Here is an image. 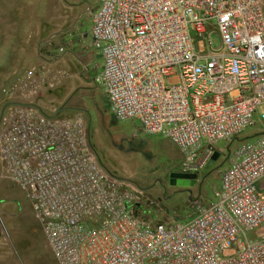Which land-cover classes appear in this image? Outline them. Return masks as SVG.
<instances>
[{"label":"built area","instance_id":"built-area-1","mask_svg":"<svg viewBox=\"0 0 264 264\" xmlns=\"http://www.w3.org/2000/svg\"><path fill=\"white\" fill-rule=\"evenodd\" d=\"M89 34L113 118L168 139L184 170L264 107V0H101ZM52 87L40 64L1 90L0 176L24 193L56 264H264V130L230 153L216 202L153 223V202L100 166L84 120L37 105Z\"/></svg>","mask_w":264,"mask_h":264},{"label":"rangeland","instance_id":"rangeland-1","mask_svg":"<svg viewBox=\"0 0 264 264\" xmlns=\"http://www.w3.org/2000/svg\"><path fill=\"white\" fill-rule=\"evenodd\" d=\"M98 2L77 0L76 6L86 12L95 9ZM41 3L36 0L27 2L30 4L29 10L31 6L34 14L35 6L39 7ZM64 3V0H44L48 16L45 20H36L39 24L45 22L54 37L42 35L34 48L31 63L20 65L17 70L22 73L44 64L53 87L38 96L37 105L41 110L50 116L79 115L86 124L89 145L104 171L124 182L133 193H140L138 196L142 202H153L155 208H146L151 211L148 214L152 222H161L163 219L184 223L191 213V201H217L215 193L219 191L220 173L230 166V153L240 141L253 142L264 130V120L259 118L264 107L255 114L254 125L239 138L214 145L212 155L217 154L215 160L210 157L206 166L199 171L184 170L183 155L168 139L162 135L147 137L140 133L134 136L138 126L136 121L119 122L113 118L103 89L96 81L98 59L95 58L87 65L81 59H76V48L65 39L64 31H61L63 14L60 8ZM14 19L20 21L23 18ZM67 28L72 30L74 25ZM46 39L49 44L41 58L39 54L42 52L38 47ZM211 41L214 47L219 44L215 36L211 37ZM6 85L0 81V116L5 104L1 90ZM180 175L196 177L193 180L187 179L189 184L184 185L182 182L186 178ZM0 237V253L4 258L0 264H56L24 193L15 183L1 176Z\"/></svg>","mask_w":264,"mask_h":264},{"label":"crops","instance_id":"crops-1","mask_svg":"<svg viewBox=\"0 0 264 264\" xmlns=\"http://www.w3.org/2000/svg\"><path fill=\"white\" fill-rule=\"evenodd\" d=\"M29 1L0 0V81L7 83V85L20 72V70H17L18 66H27L31 63L34 48L37 46L39 38L44 34L48 35L47 38L54 37V33L46 28L45 22L39 24V21L36 20L37 18L45 20V17L48 16V10L44 9V0H36L41 1L42 5L35 6V14L31 6L29 10L30 4H27ZM64 1L65 3L60 8L63 14V21L60 26L63 29L61 31H64L65 39L76 48V59H81L84 64L87 65V63L97 58L96 65L100 72L101 59L99 52L89 47L90 15L94 9H88L85 12V10H79L76 6L77 0ZM17 2L22 3L18 4ZM99 4L94 8L96 9ZM30 11L33 13L30 14ZM16 17H22L23 19L17 21L14 19ZM30 18L34 19L30 20ZM71 25H74V28L69 30L67 27H71ZM3 259L0 253V263Z\"/></svg>","mask_w":264,"mask_h":264},{"label":"water","instance_id":"water-1","mask_svg":"<svg viewBox=\"0 0 264 264\" xmlns=\"http://www.w3.org/2000/svg\"><path fill=\"white\" fill-rule=\"evenodd\" d=\"M216 155H217L216 153H213V155L211 156V159L215 160ZM180 177L186 178V180L184 182H182V183H184V185H187V184H189L187 179H192L193 180L196 176L195 175H180Z\"/></svg>","mask_w":264,"mask_h":264}]
</instances>
